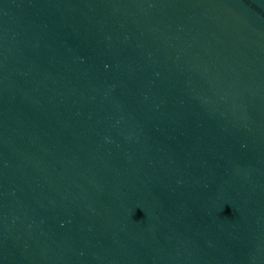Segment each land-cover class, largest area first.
<instances>
[{"label":"water","instance_id":"1","mask_svg":"<svg viewBox=\"0 0 264 264\" xmlns=\"http://www.w3.org/2000/svg\"><path fill=\"white\" fill-rule=\"evenodd\" d=\"M0 264H264V0H0Z\"/></svg>","mask_w":264,"mask_h":264}]
</instances>
